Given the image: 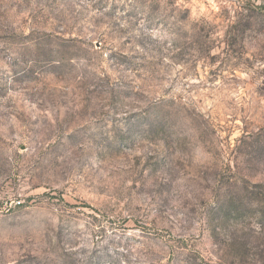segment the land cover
<instances>
[{
  "label": "rangeland",
  "instance_id": "rangeland-1",
  "mask_svg": "<svg viewBox=\"0 0 264 264\" xmlns=\"http://www.w3.org/2000/svg\"><path fill=\"white\" fill-rule=\"evenodd\" d=\"M0 264H264V0H0Z\"/></svg>",
  "mask_w": 264,
  "mask_h": 264
}]
</instances>
